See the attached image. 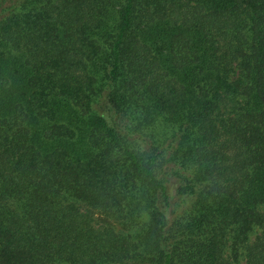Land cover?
<instances>
[{
	"label": "trees",
	"instance_id": "trees-1",
	"mask_svg": "<svg viewBox=\"0 0 264 264\" xmlns=\"http://www.w3.org/2000/svg\"><path fill=\"white\" fill-rule=\"evenodd\" d=\"M239 258L264 264V0H0V264Z\"/></svg>",
	"mask_w": 264,
	"mask_h": 264
},
{
	"label": "rangeland",
	"instance_id": "rangeland-1",
	"mask_svg": "<svg viewBox=\"0 0 264 264\" xmlns=\"http://www.w3.org/2000/svg\"><path fill=\"white\" fill-rule=\"evenodd\" d=\"M159 128V126L157 127V129ZM184 172H188L187 170H183ZM230 249H228L227 250V255H230ZM233 260V259H232ZM243 262H242V259L241 258H239V260L238 261H235V260H233V264H242Z\"/></svg>",
	"mask_w": 264,
	"mask_h": 264
}]
</instances>
